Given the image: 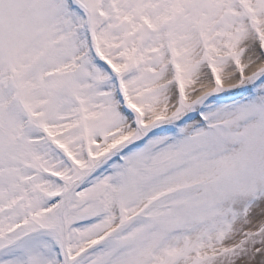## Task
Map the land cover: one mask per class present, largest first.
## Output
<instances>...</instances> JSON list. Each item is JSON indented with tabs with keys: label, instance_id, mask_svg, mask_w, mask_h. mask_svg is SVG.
Returning a JSON list of instances; mask_svg holds the SVG:
<instances>
[{
	"label": "snow or ice",
	"instance_id": "6c2138e0",
	"mask_svg": "<svg viewBox=\"0 0 264 264\" xmlns=\"http://www.w3.org/2000/svg\"><path fill=\"white\" fill-rule=\"evenodd\" d=\"M0 264H264V0H0Z\"/></svg>",
	"mask_w": 264,
	"mask_h": 264
}]
</instances>
